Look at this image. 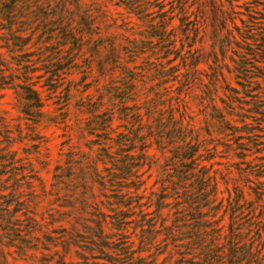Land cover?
<instances>
[{"label": "trees", "instance_id": "obj_1", "mask_svg": "<svg viewBox=\"0 0 264 264\" xmlns=\"http://www.w3.org/2000/svg\"><path fill=\"white\" fill-rule=\"evenodd\" d=\"M111 1L0 0V91L12 88L22 118L37 123L44 102L41 93L29 82V74L42 69L43 86L53 92L63 85L66 76L75 72L81 74L74 84L76 90L81 87L75 113L84 116L76 120L80 138L87 149L70 145L62 153L63 164L54 169L52 183L57 188L70 186L75 195L74 203L80 205V214L71 228L60 230L66 246L85 247L93 258L90 264H98L94 252L103 255L105 262L102 264H147L142 255L144 247L156 242L161 235L163 241L176 247L175 264H211L209 252L195 251L209 234L208 228L215 225L211 211L219 205L215 204L216 178L210 175V167L203 163L209 158L203 157L205 143L184 122L183 114L177 116L173 105L165 108V96L172 86L162 89L153 86L150 91L148 88L146 93H141V84H145L142 72L149 74L150 81L156 80V86L175 81L182 83L180 67L193 69L200 62L198 56L180 53L181 48L176 46L177 35L170 26L179 14L182 31H188L191 23L196 26L200 18L205 25L208 21L213 39L210 52L217 69L219 59L214 45L219 44L225 52L236 36L227 27V22H232L238 33L241 30L236 24L238 0H207L195 23L190 21L185 8L188 0H171L169 9L165 8L164 0H116L111 3L123 6L128 14L140 21L144 27L137 33L140 39L130 38V33L126 35L130 28L126 29L125 25L129 22L123 24L122 31H110L116 25L108 5ZM174 2L177 6H172ZM174 8H178L177 14H173ZM139 55L146 59L143 68L135 65ZM177 58L181 62L175 64ZM240 63L242 65L237 63L236 71H247L245 62ZM36 64L39 67L33 66ZM211 69L212 78H216V70ZM183 75L186 77L187 74ZM91 87L93 92L87 93ZM64 89L71 98L70 84ZM213 107L223 129L231 130L214 103ZM18 131L21 135V129ZM11 134L7 124L2 123L0 183L10 179L12 183L0 187V238L13 239L18 236L13 213L21 210L24 204L20 200L21 180L25 179L27 187H32L29 179L36 177L33 169H30V175H24L21 166L17 165L21 159L13 149L16 137ZM151 150L155 152L151 153ZM145 166L147 170L154 168L156 171L147 194V179L143 178L146 171L140 172ZM7 189L9 191L5 193ZM96 190L106 198L108 205L115 202L117 207L105 205L103 211L94 200ZM144 205L152 206V211L144 212ZM121 207L128 209L125 211ZM204 207L209 210L204 211ZM165 208L173 216L170 224L166 223L168 216L163 214ZM150 213L153 216L149 217ZM131 214H135V227L139 230L140 246L137 249L129 243L122 227ZM26 221L28 231L40 226L34 216L26 215ZM109 223L120 230L115 234L117 242L109 240L111 234L106 231L110 229ZM46 241L44 249L49 248L53 239L46 237ZM21 242L26 246L30 243L25 239ZM110 244L113 247H109ZM22 248L20 245L19 249ZM109 248H115L121 255L106 253ZM82 258V262H67L61 254L56 263L89 264L86 255ZM42 259L41 264H47L48 257ZM0 264H9L2 251Z\"/></svg>", "mask_w": 264, "mask_h": 264}, {"label": "rangeland", "instance_id": "obj_2", "mask_svg": "<svg viewBox=\"0 0 264 264\" xmlns=\"http://www.w3.org/2000/svg\"><path fill=\"white\" fill-rule=\"evenodd\" d=\"M114 1L116 0L108 3L116 18V25L112 26L110 31H122L123 24L129 22L125 25L126 29L130 28L126 35L130 33V38L140 39L137 33L144 29L140 21L128 14L123 6L111 4ZM169 1L171 0H164L166 9L171 7ZM206 3L207 0L186 2L185 8L190 21L195 23L198 12ZM175 5L177 6V3H172V6ZM206 9L210 11L209 6H206ZM235 9L238 12L236 24L241 30L238 33L239 30L237 31L234 24L227 22V27L236 36L225 52L219 44L214 45L219 59L216 62L217 69L210 52L213 39L208 21L205 25L200 18L196 26L189 24L191 30L182 31L180 14L174 17L170 27L177 35V48H181L180 53L185 55L192 53L198 56L200 62L193 69L180 67L179 78L182 83L175 81L156 86L157 81H150L149 74L143 71L142 79L145 84H141V93H146L148 88L150 91L153 86L158 89L172 86L165 96V108L173 105L177 116L183 114L184 122L189 124L205 143L203 157L209 158L203 163L210 167V175L216 178L218 192L215 204L219 205L211 211L216 221L212 226L214 231H211L212 227L208 228L209 234L204 236L203 242L195 251L209 252L211 264H264V0H238ZM177 11L178 8H174L173 14H177ZM145 61L144 55H139L135 58V65H141L143 68ZM241 61L245 62L248 70L238 73L236 66L237 63L242 65ZM180 62L177 58L174 63ZM33 66L39 67V64ZM211 68L216 70V78H212ZM43 74L42 69L29 74V82L41 93L44 102L37 123L22 118L12 88L0 91V127L2 123H6L12 132L11 135L16 137L13 149L21 159L17 165L21 166L22 173L30 175V169H33L36 177L29 179L32 187H27L25 179L21 180L20 200L24 201V204L21 210L13 213V218L17 221L18 236L13 239L1 237L0 251L6 254L9 264H41L43 256L48 257L47 264H57L61 254L65 255L67 262H82V255H86L90 264L93 258L85 247L66 246L60 237L62 228L69 230L74 224L75 217L80 214V205L74 203L75 195L71 193L70 186L61 185L62 188H57L52 184L56 165L63 164L62 153L66 152L70 145L80 147L84 151L87 149L80 138L76 120L84 116L75 113V106L80 97L78 90L81 87L76 90L74 84L81 74L75 72L66 76L63 85L55 92L43 86ZM183 74H187L186 77ZM69 84L72 87L71 98L66 95L64 89ZM227 87L234 91L228 90ZM92 92L91 87L87 93ZM213 103L228 121L231 130L223 129ZM18 129H21V135ZM154 152L155 150H151V153ZM140 172H145L143 178L147 179V194L156 178V171L154 168L147 170L145 166ZM11 183V179L1 182L0 187ZM8 191L4 190L5 193ZM94 192V200L99 202L103 211L105 205L113 209L117 207L115 202L108 205L106 198L100 196L97 190ZM110 201L113 202L114 199L111 197ZM13 206L10 205V210ZM142 208L144 212H151L153 209L152 206L146 205ZM121 209L127 211L128 208ZM203 210L209 209L204 207ZM163 214L168 216L166 223L170 224L173 217L171 211L165 208ZM26 215L34 216L40 223L39 228L28 231ZM134 218L135 214L128 216L122 227L129 243L137 249L140 246L139 230L135 227ZM107 221H110L109 217ZM108 225L110 229L106 231L111 234L109 240L117 242L118 236L115 234L120 230L112 227L111 223ZM231 226L234 227L232 232ZM46 237L53 239L48 244V249L43 248V243L47 242ZM24 239L30 241L27 246L21 242ZM20 245L22 250L19 249ZM109 247H113V244ZM144 249L142 255L146 257L147 264H175L176 247L163 241L161 235L156 242L145 245ZM106 253L120 254V251L109 248ZM93 255H96L94 259L98 264L105 262L102 254L94 252Z\"/></svg>", "mask_w": 264, "mask_h": 264}]
</instances>
